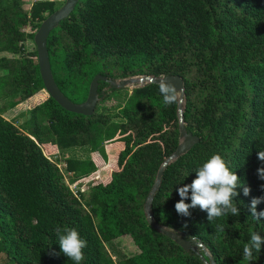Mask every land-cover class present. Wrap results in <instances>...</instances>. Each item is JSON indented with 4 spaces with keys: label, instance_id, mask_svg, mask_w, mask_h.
<instances>
[{
    "label": "trees",
    "instance_id": "1",
    "mask_svg": "<svg viewBox=\"0 0 264 264\" xmlns=\"http://www.w3.org/2000/svg\"><path fill=\"white\" fill-rule=\"evenodd\" d=\"M58 9L46 1L26 9L23 0H0V100L18 98L0 108V264H74L60 252L58 226L76 229L87 242L81 264H208L202 247L215 264H264V245L254 261L243 258L251 234L264 236V219L249 211L253 198L264 197L257 172L264 168L257 158L264 150V0H78L47 38L53 79L75 104L87 99L98 74L183 80V122L199 142L164 168L151 213L191 243L189 252L150 227L144 212L158 169L180 143L179 101L165 105L158 86L144 84L111 112H100L99 103L89 117L62 109L45 91L33 40ZM107 87L98 82L101 104L123 92ZM21 103L30 106L23 131L3 117ZM105 144L115 151L113 163L87 197L75 194L44 154L53 146L89 152L64 160L74 184L97 171L94 155L109 161ZM212 154L241 180L239 215L209 222L199 207L179 215L177 189ZM256 210L264 211V200ZM122 236L137 254L113 249Z\"/></svg>",
    "mask_w": 264,
    "mask_h": 264
},
{
    "label": "clouds",
    "instance_id": "2",
    "mask_svg": "<svg viewBox=\"0 0 264 264\" xmlns=\"http://www.w3.org/2000/svg\"><path fill=\"white\" fill-rule=\"evenodd\" d=\"M159 93L165 105L176 104L182 96V88L176 86L162 77L157 83ZM257 158L264 161V150L257 153ZM261 179H264V168L257 169ZM196 177L190 184L177 189L180 200L175 203L176 212L182 216H189V209L199 207L207 213L208 221L222 216H238L239 209L234 198L237 197V188L242 187L240 178L232 171L220 154H212L201 166L195 170ZM250 189L243 186V194L249 195ZM190 193V197H189ZM190 199V203L185 200ZM264 200V197L253 198L249 211L256 219H264V211L257 212L256 205ZM218 231H224L223 226L217 225ZM60 252L74 262L81 264L84 259L83 250L87 242L80 237L78 231L70 227H57L55 229ZM264 245V236L253 232L250 240L244 244L243 258L246 261H254L253 253H259Z\"/></svg>",
    "mask_w": 264,
    "mask_h": 264
},
{
    "label": "water",
    "instance_id": "3",
    "mask_svg": "<svg viewBox=\"0 0 264 264\" xmlns=\"http://www.w3.org/2000/svg\"><path fill=\"white\" fill-rule=\"evenodd\" d=\"M78 0H65L64 4L51 15H49L40 25L38 31L34 36V44L36 47V54H37V63L39 68L40 78L44 85L45 91L48 95L65 111L74 113L77 115L82 116H92L95 112L96 106L100 100H102L105 96L104 92H101V95L98 93V82L103 81L106 82L108 87L107 89L117 90L123 89L129 85L135 84H155L159 82L162 77H166V79L173 83L177 90L182 88V96L178 103V120H179V141L176 150L174 153L169 156L163 164L158 169L155 182L152 186L150 193L147 196V199L144 204V212L147 218V222L150 227L157 230L159 233L165 235L169 239H171L174 243H176L184 252H189L193 249L191 243L185 240L184 236L168 230L164 227L159 226L153 219L151 213V206L154 195L159 188V182L162 177L164 168L171 163L172 161L176 160L177 158L185 155L188 153L198 142L199 138L194 136L192 133L188 132L184 122H183V96H184V83L181 77L179 76H162V77H132L127 79L115 80V79H107L101 75H96L90 84L89 92L87 99L80 104L72 103L68 100L58 89L50 68L48 52H47V38L50 33L60 24V22L69 18L70 14L74 11L75 7L77 6ZM202 251L204 252L205 256L208 258V264H215L210 255L208 254L207 250L202 247Z\"/></svg>",
    "mask_w": 264,
    "mask_h": 264
},
{
    "label": "rangeland",
    "instance_id": "4",
    "mask_svg": "<svg viewBox=\"0 0 264 264\" xmlns=\"http://www.w3.org/2000/svg\"><path fill=\"white\" fill-rule=\"evenodd\" d=\"M38 1L42 2H52L55 8H60L65 0H23L24 7L26 9H30L32 5ZM31 48L29 47V50ZM6 74V71L1 70L0 76L3 77ZM139 78V77H138ZM140 86V84L135 85H129L123 89H117L122 90L123 92H119L116 94H109V98L104 101L103 104L102 101L106 98L104 97L102 100L99 101L100 112H111L114 111L118 104L124 102L126 96L131 92V90L135 87ZM106 92L109 91V89H104ZM127 94V95H126ZM18 98L16 96H10L7 99L0 100V108L3 106H6L8 103L12 101H16ZM30 106L26 103H21L19 107L16 108H8L6 109L5 114H3V117H5L7 120H10L17 128H19L21 131L25 130L23 129V126H25L27 120H28V113L26 110H28ZM103 110V111H102ZM105 148L107 150V154L109 156V161L105 162L100 156L94 155V162L97 166V171L93 174L88 175L85 178L78 179L74 184H70V179H75L70 173L66 172L65 170V164L64 160L68 158H89L91 155L89 152H85L83 148H74L71 150H57L54 146L50 147L48 151H44V154L48 157V159L55 163L59 170L61 171L62 175L64 176V181L66 185L70 187V189L76 194L77 191L81 192L84 197H87L88 191L92 184L103 181L106 177V173L109 170L110 166L113 163V155L115 154L114 149L111 148L110 145L105 144ZM113 249L123 255L131 256L138 253L137 248L135 247L134 243L128 236H122L117 239H115L113 242ZM110 252V250H109ZM3 261V255L0 256V263Z\"/></svg>",
    "mask_w": 264,
    "mask_h": 264
}]
</instances>
